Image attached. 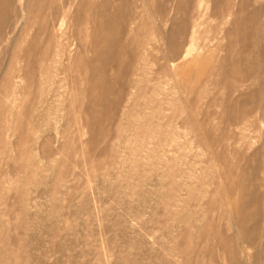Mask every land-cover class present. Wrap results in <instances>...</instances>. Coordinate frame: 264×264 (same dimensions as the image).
Returning <instances> with one entry per match:
<instances>
[{"label":"rangeland","instance_id":"374dc122","mask_svg":"<svg viewBox=\"0 0 264 264\" xmlns=\"http://www.w3.org/2000/svg\"><path fill=\"white\" fill-rule=\"evenodd\" d=\"M0 264H264V0H0Z\"/></svg>","mask_w":264,"mask_h":264},{"label":"bare ground","instance_id":"6f19581e","mask_svg":"<svg viewBox=\"0 0 264 264\" xmlns=\"http://www.w3.org/2000/svg\"><path fill=\"white\" fill-rule=\"evenodd\" d=\"M98 38V37H97ZM112 37L111 36H109L108 34H104L103 36H101V37H99L98 39H97V44H96V51H97V54L99 55V56H101V57H103L104 56V54L99 50L100 48H102V46L103 45H105V44H107V46L108 47H113V50L115 51V45H114V42H112ZM107 49V48H106ZM109 49V48H108ZM109 50H107V52H108ZM114 51H112V48L110 49V51L108 52V54L106 53V59H108V60H114V61H116V60H118V58H116V57H113V55H114ZM104 56V57H105ZM98 83V82H97Z\"/></svg>","mask_w":264,"mask_h":264}]
</instances>
